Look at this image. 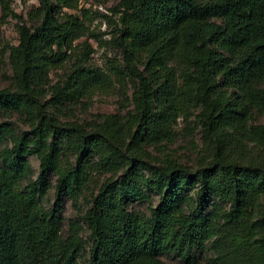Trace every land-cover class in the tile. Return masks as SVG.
<instances>
[{"label": "trees", "instance_id": "1", "mask_svg": "<svg viewBox=\"0 0 264 264\" xmlns=\"http://www.w3.org/2000/svg\"><path fill=\"white\" fill-rule=\"evenodd\" d=\"M12 1L0 0L2 19L23 20ZM88 13L80 0H39L0 49L12 68L0 83V264H80L87 243L89 264H165V253L264 264V0H118L101 35L122 62L107 69L90 62L88 41L75 53L96 36ZM114 90L118 110L76 116ZM191 116L196 165L156 157L150 147L174 141ZM66 198L87 207L64 231Z\"/></svg>", "mask_w": 264, "mask_h": 264}, {"label": "rangeland", "instance_id": "2", "mask_svg": "<svg viewBox=\"0 0 264 264\" xmlns=\"http://www.w3.org/2000/svg\"><path fill=\"white\" fill-rule=\"evenodd\" d=\"M118 0H80V7H86L89 10L85 20L89 25V29L96 35L91 36L90 33L85 34L76 40L75 53H80L85 47V41H88L94 50L91 52L90 62L96 66H101L105 69L109 68L114 62H122L120 57V50L114 46L109 40L110 35L108 33L101 35L104 30L111 29L115 26L112 22L116 19L117 15H114L113 8L116 6ZM13 10L23 16L21 20L14 14L8 15L5 19L1 17V4H0V49L6 42L16 43L18 41V23L29 20L28 12L32 7L39 5V0H13ZM79 13L81 17L85 15L80 10H74ZM105 14L112 15V19L105 16ZM70 63L66 62V66L52 70V76L57 78L59 73H62L64 68ZM12 79V68L9 63L7 54L0 55V83L7 85ZM118 85V83L116 84ZM120 96L116 90L114 92L104 93L96 92L92 98L86 99L84 103H80L75 107L76 116L80 119L90 118L97 112H109L119 109ZM16 120V124L19 128H26L17 115L13 116ZM257 121L264 122V114H259L256 118ZM177 131V138L172 142H165L162 147H150L151 152L156 157H173L179 161L185 162L189 165L195 166L202 150V135L200 127L196 126L194 122V116L189 119L180 117L175 124ZM32 167L33 177H36L39 172V158L35 154L29 155ZM105 175L100 178L103 179ZM55 181V180H54ZM55 188L51 187L43 198V202L46 205H51L55 202ZM148 202L141 201L137 207L147 208ZM86 198H81L80 202L74 203L70 198H66L63 204V227L64 231L69 229L70 218L79 219L81 213L86 209ZM84 229H82L83 235L87 238L88 230L83 223ZM210 252L208 253V255ZM165 264H184L178 257L165 253L162 255ZM80 264H89V245L80 257ZM197 264H208L207 258L201 259Z\"/></svg>", "mask_w": 264, "mask_h": 264}]
</instances>
